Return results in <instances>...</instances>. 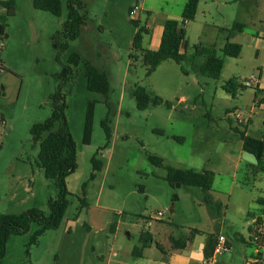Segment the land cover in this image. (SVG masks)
I'll return each mask as SVG.
<instances>
[{"label":"rangeland","instance_id":"rangeland-1","mask_svg":"<svg viewBox=\"0 0 264 264\" xmlns=\"http://www.w3.org/2000/svg\"><path fill=\"white\" fill-rule=\"evenodd\" d=\"M185 1L86 0L81 10L86 26L60 54L61 64L52 38L67 20L68 0H60V17L36 9L33 0H13L12 6L10 0H0V30L4 29L0 32V86L4 85L0 89V213L37 208L48 216L49 200L59 197L55 181L47 179L40 166V144L34 142L31 130L53 113L50 96L57 90L55 75L62 65H68L75 53L82 59L64 89L78 153V168L67 178L65 217L36 245H29L39 229L36 223L27 233L11 237L2 264H161L173 246L171 237L191 242L178 254L200 264L194 238L196 244L210 248L220 234L229 239L231 248L216 255L215 263H247L254 251L250 212L260 213L256 206L248 207L249 195L239 200L236 192L242 186L251 194L249 185L255 182L251 165H257L255 157L244 151L241 133L264 139L259 87L244 86L252 76L260 79L264 73V0L258 6L250 0H226L227 7L203 2L195 20L184 26L187 60L182 65L165 61L147 76L143 57L133 48L136 34L142 32L143 49L153 50L164 19L182 21ZM143 2L147 9L132 18L131 9L142 8ZM235 23L246 28L232 31ZM227 42L242 47L238 58L223 53ZM196 46L214 47L224 60L218 79L195 71L194 63L207 59H193ZM87 62L107 72L108 96L88 89ZM231 80L236 87L229 93L225 86ZM137 87L164 103L140 110L134 96ZM90 102L95 103L93 135L92 142L85 144ZM106 119L112 131L109 145L102 125ZM150 154L162 158L164 166L153 165ZM95 156L103 169L91 179ZM170 167L213 172L211 194L221 209L209 207L200 188H173L165 179ZM256 183L258 191H264V174ZM143 232L153 238L147 248H143ZM136 248L143 250V256L133 255Z\"/></svg>","mask_w":264,"mask_h":264},{"label":"trees","instance_id":"trees-1","mask_svg":"<svg viewBox=\"0 0 264 264\" xmlns=\"http://www.w3.org/2000/svg\"><path fill=\"white\" fill-rule=\"evenodd\" d=\"M86 0H68V17L63 23L62 31L56 33L53 38V47L59 52L58 62L61 63L60 54L66 51L69 47V42L78 39L81 36L82 29L86 26V17L81 13ZM34 7L38 10L49 12L57 17L62 15V5L60 0H33ZM200 0H188L185 6L182 21L169 19L164 24V30L161 38L160 47L158 50H145L142 47L143 36L139 31L134 39L133 48L136 52L141 53L144 64L147 67V76H151L156 69L165 61L174 60L182 65L187 60V47L185 24L187 21L195 20ZM9 5H13V0H10ZM137 25V21H134ZM244 24L235 23L232 31H243ZM4 33L3 27L0 30ZM242 47L239 44L227 42L223 53L226 56L238 58L241 54ZM206 56L207 59L202 64L194 63V69L197 73L218 79L224 67V60L217 56L214 47L205 48L196 46V51L193 59ZM82 62L79 54H73L69 59L68 65H62L60 73L55 75L58 82L57 90L50 96L53 106V113L43 123H37L32 127L31 134L35 143L40 144L39 163L44 171L47 179L55 181L60 190L59 197L51 198L48 202L49 215L44 211L34 208L25 211L21 214L0 213V264L1 260L6 255L7 242L13 236H21L27 233L33 223L39 225V229L33 235L30 246L36 245L39 238L48 230L57 229L61 226L69 206L67 178L76 172L78 168L77 162V146L71 134L67 120V100L64 89L70 85L74 78V67H77ZM62 64V63H61ZM2 61L0 60V68ZM87 87L90 91L108 96L110 90L109 76L107 72L99 69L93 63L85 64ZM236 83L231 80L226 84L227 92L232 93ZM2 89V87H1ZM264 91L258 90L257 97ZM134 96L137 100V105L140 110H146L151 104L161 105L164 101L155 97L152 98L147 90L143 87H137L134 91ZM260 103H264V96L260 99ZM95 114V103L90 102L86 115L84 138L85 144L92 142L93 124ZM103 127L106 132L107 144L111 142V127L109 119L103 122ZM59 126L58 129L56 127ZM162 134V132H160ZM243 140V149L245 152L252 154L257 162V165H252L254 180L259 172L264 171V139L248 136L246 133H241ZM178 141H183V138H175ZM150 162L157 166L163 167L164 161L162 158L150 154ZM93 162V174L91 179H94L96 173L102 171L103 163L95 156ZM214 173L211 171L198 172L192 169H178L170 167L166 175V181L170 185L179 189L183 186L200 188L205 195V202L211 208L221 209V205L214 201L211 194L214 183ZM177 200V196L174 197ZM259 203L264 206V198L259 200ZM250 217V216H249ZM141 239L144 242L143 248L149 247V243L153 241L152 235L148 232H143ZM174 250H184L187 248L189 241L176 239L171 237ZM230 246V244H229ZM143 250L136 248L133 255L137 257L143 256Z\"/></svg>","mask_w":264,"mask_h":264},{"label":"crops","instance_id":"crops-1","mask_svg":"<svg viewBox=\"0 0 264 264\" xmlns=\"http://www.w3.org/2000/svg\"><path fill=\"white\" fill-rule=\"evenodd\" d=\"M187 1H185V3H183L184 4L183 5V12H184L185 6L187 4ZM206 1H208V0H200L199 7H198V11H199L200 5L203 2H205L206 4H208ZM210 1H212L211 2L212 4H217V6H219V7L220 6L227 7L229 5V1H226V0H210ZM241 1L243 3H246L247 2L246 0H241ZM250 1L254 2V5H257V6L261 2V0H250ZM146 6H147V4L145 2H143L142 9L143 10H146L147 9ZM197 14H198V12H197ZM169 19L170 18H168V17L164 19L163 25H162V28H161V35L159 37L157 47H154L153 51L159 49L160 43H161L162 34H163V30H164V24ZM173 20H177V19H173ZM263 78H264V73L262 71L261 76H260V84H259V89L261 91H264V83H263L264 81H262ZM1 87H2V89H4V85L3 84H1ZM263 96H264L263 93L259 94V97H258L259 101H260V99ZM260 106L262 107V109H264V103H261ZM0 133H1V130H0ZM261 174H264V171L259 172L256 175V177H255V180H254L255 182L253 184H250L249 185L250 186L249 189L251 188L249 190V192L251 194H247V192H245V191H248V190H246L242 186H240V187L237 186L238 189H239V191L236 192L238 199L240 200V199H243V198H248V195H249L248 207H255L256 206L257 211L260 213L259 215H255L254 213L250 212V218H253L252 220L255 223V226L252 229V237H251V240L252 241L250 243V245L253 246L254 251H253V254L251 255V257L247 260V263L246 264H253L251 262V260L255 257V253H256L257 247L258 246H264V206H262L259 203V200L262 199V198H264V191H258L257 186H256V184H257L256 182L258 181V179H259V177H260ZM214 183H215V178H214ZM214 183H213V185H214ZM233 189H234V187H233V184H232L231 190H230V195H232ZM259 233H260V236L262 238L260 240V243H255L254 242V237L257 234H259ZM220 235H222V234H220ZM196 237L194 238V245H197L196 246V249L199 251V253L197 251V254H198L199 260L201 259L200 264H216V263H213L212 261L214 259H216L215 248H216V245H217V238L218 237H215L214 238V243H212L210 245V248H208L209 247L208 244H207V246H203V245L201 246L200 242H198L196 244ZM227 240H228V243L231 246V243H230V241H229L228 238H227ZM189 245L190 244L188 243L187 248L189 247ZM181 251H183V250H174L173 247H172L171 250H170V252L165 253L166 255L162 259L161 264H197V261H194L192 258H185V257L179 255L178 253H180Z\"/></svg>","mask_w":264,"mask_h":264},{"label":"built area","instance_id":"built-area-1","mask_svg":"<svg viewBox=\"0 0 264 264\" xmlns=\"http://www.w3.org/2000/svg\"><path fill=\"white\" fill-rule=\"evenodd\" d=\"M140 9L142 8L139 5L133 7L130 11L131 17L136 19L137 13ZM259 84H260V79L252 76L250 79L246 80V82L244 83V86L253 88V87H259ZM0 89H1V86H0ZM238 119L241 121L240 117H238ZM162 216H163V213L159 212L158 217H162ZM151 225H152V219L147 223V226L150 227ZM261 238L262 237L260 236V233L257 234L254 237V242L260 243ZM230 248L231 246H229L227 238L224 235L218 236L217 245L215 248V254L216 255L222 254L226 252L227 250H230ZM212 262L215 263L216 259H214ZM251 262L253 264H264V246L257 247L255 257L251 260Z\"/></svg>","mask_w":264,"mask_h":264}]
</instances>
